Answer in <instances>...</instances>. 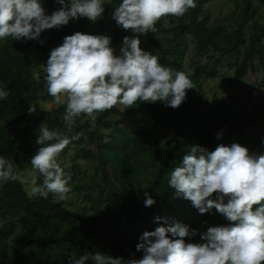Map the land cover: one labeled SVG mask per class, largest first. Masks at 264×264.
<instances>
[{"label": "trees", "instance_id": "trees-1", "mask_svg": "<svg viewBox=\"0 0 264 264\" xmlns=\"http://www.w3.org/2000/svg\"><path fill=\"white\" fill-rule=\"evenodd\" d=\"M212 1L197 0L196 7L179 17L162 16L155 32L139 34L118 26L112 12L119 0H112L95 21L73 18L66 25L43 30L38 39L0 40V87L8 91L7 97L0 99V155L11 161L17 175L15 180L0 183V264H71L73 255L97 250L140 258L138 237L164 222L155 221L157 215L201 231L210 224L229 223L214 208L200 213L168 185L172 167L183 160L192 145L213 150L220 143L235 141L256 152L264 136L262 131L255 137L250 134L249 128L259 126L255 117H241L231 105L219 104L225 99L232 103L230 96L209 100L203 88L207 79L220 75L219 63L235 68L227 83L228 93L244 90L243 81L251 78L256 68L264 71V26L257 18L264 0H232L236 4L233 16L214 24L213 12L206 7ZM42 6L48 14L61 7L57 0H42ZM77 30L107 34L112 47L121 45L125 35H139L142 48L157 55L161 64L185 71L194 86L186 90L178 107L159 100L137 101L129 106L134 112L128 113L114 105L99 112L94 121L81 114L68 132L63 121L65 105L57 102L47 116L41 111L42 100L54 101L47 93L41 68L50 50ZM189 44L195 53L192 58L207 55L212 62L198 61L188 68ZM231 52L237 58L234 55L227 60ZM256 83L263 86L264 78ZM32 103L37 110L29 113ZM131 116L137 118L138 126L132 132L125 131L122 124ZM41 122L68 135L81 133L59 155L74 151L64 160V164L70 162L65 171L72 179L71 191L63 200L54 193L47 198L29 193L20 178L33 168L30 158L39 147L36 139ZM35 176L37 183L41 182L38 171ZM121 189L129 191L124 200ZM145 192L155 203L145 206ZM191 239L199 240V233Z\"/></svg>", "mask_w": 264, "mask_h": 264}, {"label": "clouds", "instance_id": "clouds-1", "mask_svg": "<svg viewBox=\"0 0 264 264\" xmlns=\"http://www.w3.org/2000/svg\"><path fill=\"white\" fill-rule=\"evenodd\" d=\"M57 2L61 7L48 14L42 0H0V40L38 39L43 30L66 25L73 18L95 21L112 0ZM196 4L197 0H119L112 17L123 29L144 34L155 32L162 16H182ZM140 45L139 35H125L116 54L109 35L77 30L50 50L43 80L54 101L65 105L63 121L68 132L81 114L94 121L99 112L117 104L127 108L137 101L159 100L172 107L182 103L186 90L194 86L188 74L161 64L157 55ZM7 95L0 87V99ZM36 110L35 103L29 104V113ZM80 135H68L41 122L36 139L39 147L30 159L42 180L37 183L33 175L31 194L66 198L71 191L72 176L65 171L70 162L62 165L58 157ZM16 178L11 161L0 155V183ZM168 185L200 213L214 208L229 223L210 224L201 231L157 215L154 220L164 222L138 237L140 258L84 251L73 255L71 264H264V151L252 152L235 141L220 143L213 150L192 145L172 167ZM144 195L145 206L155 203L148 192ZM197 233L200 239L192 240Z\"/></svg>", "mask_w": 264, "mask_h": 264}, {"label": "rangeland", "instance_id": "rangeland-1", "mask_svg": "<svg viewBox=\"0 0 264 264\" xmlns=\"http://www.w3.org/2000/svg\"><path fill=\"white\" fill-rule=\"evenodd\" d=\"M206 7L210 8L213 12L212 24H214L215 20L216 21L220 20L222 22H226L227 20H229L235 12L236 4L232 0H213L210 3H207ZM257 18L259 20V23L262 26H264V7H262L260 9V12L258 13ZM226 25H228V24L226 23ZM120 46L121 45H117V46L114 45L113 48L116 52H118L120 49ZM192 48H193V45L189 44V51H188V54L186 56V64H187L188 68H191L190 65L192 63H196L198 61L200 63H203V64L212 62V60L207 55L200 56V57L195 56L192 58V54L195 55V53H192V50H193ZM234 55H235V58H237V56L234 52H231L230 54H228L227 60H231ZM227 62H229V61H227ZM224 65H223V63H219V67H218L219 72H220L219 76H217L216 78H213V79H207L203 83V88L205 90V96L209 100H212V99H214V96H216L218 99V97H222L224 95H226V97L234 95L235 96L234 98L240 99V97L238 95H242V97L240 99L241 102L243 103L242 108L238 107L237 102L239 101V99L235 100L234 103H227V99H225L221 102L220 101H218V102L220 105H223L225 107H229L231 105V108L233 107L235 109V111H237L239 113V115L241 117L249 116V119L253 118V117H257V118H260V122L264 123V118L261 119V117L258 115L259 110L261 108H264V102L263 101H256L255 105H253V103H251L252 100H250V101L246 100V97H248V93L246 92V90H240L237 93L226 92L227 83L230 82V80L233 78V76L235 74V68H231L229 66H224ZM43 67L41 68V71L43 70ZM38 72L39 71H37L36 74ZM251 72H253V71H251ZM255 72L256 73L253 72V74H250L251 80H249L248 82H252V80L254 79L253 83L256 80L255 81V84H256L257 81L263 80V78H264L263 69H261V67H258V68H256ZM246 82L247 81H245V84H246ZM262 87H263V90L261 89V91H259V92H264V85L259 86L257 88H262ZM261 95H263V93H261ZM263 98H264V96H263ZM244 102L246 105H244ZM235 103H237V104H235ZM249 103H251L250 106H249ZM232 104H235V105L232 106ZM257 104H261L262 107L257 106L258 107L257 108L256 107ZM56 105H57V102H55V101H50V100L44 101V100H42L41 101V111L48 114V112L51 111L54 107H56ZM117 105L120 106L122 110H124V111L126 110V112H128V113L134 112V109L132 107L128 106L127 108H125V106H123V105H119V104H117ZM245 108H246V110H245ZM115 119H116V117H114V120ZM135 120H137V118L135 116L125 118V120L122 124L123 129L125 131H129V132L134 131V129H136L138 126V124L135 122ZM259 129H261V126L259 127ZM263 130H264V125H263ZM249 131H250V134L252 135V137H255L259 133L257 130H254L252 128H249ZM225 144H230V143L225 142ZM260 151H264V143H262V142H261V145H259L257 147L256 152H260ZM72 153H74V151H70L69 153L67 151H65L62 153V156L59 157V160L62 163V165L64 164V160H69L71 158ZM36 172H37V170H34L32 168L30 170H27L23 174H20V178L24 182L25 188L29 193H31L30 189H31L32 185H31V183H28V180L32 179L33 175H35ZM122 191L124 192V194L122 195V192H121V199L124 200L125 194H128L129 191H125V190H122ZM55 198H57L56 194H55ZM65 204L67 205L68 208L70 207L68 202ZM77 207H78V204H77Z\"/></svg>", "mask_w": 264, "mask_h": 264}, {"label": "crops", "instance_id": "crops-1", "mask_svg": "<svg viewBox=\"0 0 264 264\" xmlns=\"http://www.w3.org/2000/svg\"><path fill=\"white\" fill-rule=\"evenodd\" d=\"M249 80H251V79L248 78L246 84H245V81H243V85H245V86H243V88L248 93V97H246V100L247 101L252 100L251 103H253V105H255V102L256 101H263L264 102V98H263L264 92H259V91H261V89L263 90V87L262 88H257V87H259V85H257V83L255 84V81L256 80L254 81V83H253V80L254 79L252 80V82H248ZM261 93H263V95H261ZM238 96L241 99L242 95H238ZM234 97H235L234 95H231L229 97V99H231L230 101L232 103H234L235 100H238L239 99V98H234ZM240 99H239V101L237 103H238V107L242 108L243 107V103L241 102ZM237 103H235V104H237ZM251 103H249V106L251 105ZM235 104H232V106L235 105ZM244 105H246L245 102H244ZM257 106L258 107H262L261 104H257L256 107ZM245 110H246V108H245ZM258 115L261 116V119L264 118V108H261V111L259 112ZM255 118L257 119V121H258L257 123L259 124V126L256 129L255 128H252V129L257 130L258 132H261L262 131L264 133V130H263L264 123L260 122V118H257V117H255ZM260 126H261V129H259ZM263 138H264V136H263Z\"/></svg>", "mask_w": 264, "mask_h": 264}, {"label": "water", "instance_id": "water-1", "mask_svg": "<svg viewBox=\"0 0 264 264\" xmlns=\"http://www.w3.org/2000/svg\"><path fill=\"white\" fill-rule=\"evenodd\" d=\"M48 114L47 113H45V116H47Z\"/></svg>", "mask_w": 264, "mask_h": 264}]
</instances>
